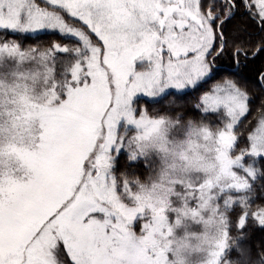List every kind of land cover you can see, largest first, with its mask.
Instances as JSON below:
<instances>
[{
	"label": "snow or ice",
	"instance_id": "snow-or-ice-1",
	"mask_svg": "<svg viewBox=\"0 0 264 264\" xmlns=\"http://www.w3.org/2000/svg\"><path fill=\"white\" fill-rule=\"evenodd\" d=\"M260 57L264 0H0V264H264Z\"/></svg>",
	"mask_w": 264,
	"mask_h": 264
},
{
	"label": "trees",
	"instance_id": "trees-1",
	"mask_svg": "<svg viewBox=\"0 0 264 264\" xmlns=\"http://www.w3.org/2000/svg\"><path fill=\"white\" fill-rule=\"evenodd\" d=\"M236 23H243V21L238 20ZM41 40H35V39H25L27 43L34 44L36 42L44 43L51 39H56L57 35H49V34H42ZM228 67V60L225 59L224 62H222V65L220 66V72L223 74L224 69ZM264 67V57H260L259 59H256L254 63H251L248 65L247 69L243 72V77L245 81H247L250 85V88L252 90V104L251 107L253 109V112L255 113L256 110L259 109V106L261 104V101H264V92H261L259 88L256 87L255 82L258 79L257 73L261 70V68ZM219 79V76L217 77ZM186 104H187V110L190 114H194L191 110V103L194 101V95L189 94L185 95L183 97H180ZM161 110H163V106H157ZM250 119L254 120L253 117H250ZM126 167L125 163H122L119 165L118 172L123 171ZM246 244H250L253 248V256L255 257L256 252H258L261 249H264V233H261L259 231H254L252 233V236L249 240H247Z\"/></svg>",
	"mask_w": 264,
	"mask_h": 264
},
{
	"label": "rangeland",
	"instance_id": "rangeland-1",
	"mask_svg": "<svg viewBox=\"0 0 264 264\" xmlns=\"http://www.w3.org/2000/svg\"><path fill=\"white\" fill-rule=\"evenodd\" d=\"M42 34L54 35V34H52V33H41V35H42ZM8 38H9V39H12V38H15V37L9 36ZM23 43H24V46H28V45H30V43H27L26 40H24ZM38 43H39V42H36V43H34L33 45L38 44ZM31 45H32V44H31ZM58 70H59V69H58ZM171 91L175 92L176 90H171ZM125 157H126V152L121 156V164H122V163H125ZM118 168H119V165H118ZM134 169H135L137 175H139L142 179L145 178V177L147 176V174H148V172H147V170L144 168L142 162L140 163V165H138V166H134ZM118 174H119V172H118ZM137 230H139V225H137ZM244 243H247V241H244ZM230 257H231V258H235V252H234V251L230 253ZM192 259H193V264H195V261L198 259V257L193 256Z\"/></svg>",
	"mask_w": 264,
	"mask_h": 264
},
{
	"label": "clouds",
	"instance_id": "clouds-1",
	"mask_svg": "<svg viewBox=\"0 0 264 264\" xmlns=\"http://www.w3.org/2000/svg\"><path fill=\"white\" fill-rule=\"evenodd\" d=\"M159 165H157V167H158ZM139 178V177H138Z\"/></svg>",
	"mask_w": 264,
	"mask_h": 264
}]
</instances>
